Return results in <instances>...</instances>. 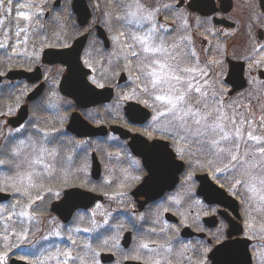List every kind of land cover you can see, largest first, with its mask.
Wrapping results in <instances>:
<instances>
[{
	"label": "flooded vegetation",
	"instance_id": "obj_1",
	"mask_svg": "<svg viewBox=\"0 0 264 264\" xmlns=\"http://www.w3.org/2000/svg\"><path fill=\"white\" fill-rule=\"evenodd\" d=\"M193 1L183 0V4H178L177 0H141V3L146 8L160 7L157 21L165 27H177L181 22L175 19V14L164 15L162 5L171 4L179 8L180 13L187 17L189 27L186 35L189 38V46L199 57L201 65L211 62L208 68L210 80L222 90L224 99L231 105V109L235 111L239 109L238 112L241 115L253 119L257 132L264 134V127H260L264 118V102L261 101L264 100V86L254 88L250 85L255 79L264 84V65L256 64V61L264 57L262 52L247 51L246 48L249 43L251 46L264 45V21L259 20V17L264 14V0H207L195 5L192 9ZM37 2L39 0H13V4L9 5L13 8L12 16L15 17L13 23L23 26L26 21L21 20L18 13H35L39 9L21 5ZM86 8L89 14L83 21L78 14ZM118 11L113 0H70V2L69 0H47L43 15L38 21V24L43 27L41 29L37 27L36 32H32V26H29L31 35L26 40H30L32 50L26 52V55L20 51V54L13 58L11 56L14 53L11 49L6 52L0 51V57L4 62L15 63L13 66L6 65L5 69L11 68V70L5 71L2 75L5 79L2 81L4 88L0 87V114H3L0 115V146L5 145L11 137H18L9 145L8 151L0 155V160L8 161L6 165L0 166V169H13L11 172L0 171V187H3L5 183L12 186L10 189L0 191V208L8 209L9 205H15V211L19 212L27 207L29 215L33 217L31 222L23 218L25 220L23 225L16 224L12 227L14 232H20L22 228H30L29 239L32 243L21 241L12 235H8L7 238L0 236V264H35V258L26 253L35 250L33 244H36V247H39V244H45L46 248L51 249V245L45 243L43 239L45 237L56 241L61 250L68 248L73 255L79 253L84 256L87 264H145L150 254L144 250H138L141 242H148L152 247L160 244L166 247L171 246L173 249L171 264H217L214 260L215 249L226 243L228 254L231 252V259L238 260L241 252L247 249L252 256V264H264V247H259L256 251H253L252 247L264 245V231H259L264 224V213L252 211L255 217L254 228L258 230L256 234H252L247 229L249 218L245 212L246 205L241 202L240 197L230 195L228 188L223 191L231 199L212 198V201H206L198 195L201 185L199 176H208L212 184L216 186L224 182L211 180V173L207 167L189 168L186 163H183L184 169L178 174L181 162L171 160V142L166 141L155 131V128L159 126H153L151 123L154 113L151 108L144 106L142 93L136 92V73L127 60L122 58L120 53L122 46L119 45L120 49H118L117 43L112 40V37L116 35L117 26L114 21L106 22V14L115 15ZM54 16H61V21H54ZM49 28L67 32L76 31L78 37L71 43L64 44L62 47L64 49L70 48L77 39L87 38L81 55L82 63L90 71L91 84L99 90H112L110 102L81 108L74 100L61 95L60 83L68 74V66L43 63V53L49 47L42 50L41 56L38 51L39 38L45 36ZM43 31L45 32L41 35ZM180 34L179 31L173 33L171 39L177 38ZM218 38L223 40V44H220L223 53L220 54L221 61L217 63H221L223 67L220 66L219 69L225 72L224 76L219 75V79L215 76L214 63L215 56L218 55L216 49L220 50L216 47ZM12 39L16 53L19 40L15 37ZM0 42H8L3 38L2 33H0ZM238 46L244 48L240 55L235 54ZM55 66L58 71L51 72ZM37 68L41 70V78L36 82H29L28 79L23 78L17 83V80L12 81L6 78L11 71L33 72ZM52 73L56 78L54 80L50 75ZM236 78L239 80L236 81ZM39 83H43V88L39 86ZM39 89L41 90L38 96L29 102L28 97ZM255 89H258L257 94L260 96L252 98L256 93ZM134 92H136L135 95ZM246 95L252 96L246 97ZM105 96L108 95L105 94ZM125 96L129 99H125ZM239 96L250 101L244 99V102H240L237 100ZM50 100H56V103L50 104ZM129 105H134L133 109L141 108L148 111L149 118L145 122H134L126 113ZM24 106H28L29 117L32 111L35 112L37 108L40 110L43 107L47 113L49 131H39L36 122L32 124L34 133L31 135H24V124L13 127L9 120L18 116ZM91 111L94 112L95 121L89 119L87 115ZM62 114L68 117V120L63 128H59L62 124V118L60 119ZM75 114L83 115L94 127H106L107 131L88 136V138L77 137L68 130L70 120L72 121ZM53 117H58V120ZM35 120L39 122L38 118ZM112 127L125 129L129 132V137L121 138L113 133ZM17 129L20 131L17 132ZM39 133L43 135L44 142L54 139L56 144L65 145L73 139V142L79 145L77 150H56L55 146L50 147L45 154L52 158L72 155L79 166H73L72 169L50 167L48 173L43 172V167H36L42 172L43 178L38 182L37 187L30 192H25L16 179L17 173H23L25 170L22 167V157L19 161H12L9 159L8 152L21 140L32 139V136L37 138ZM87 140L92 144L83 150ZM134 140L139 143L131 146ZM151 143H156L157 147H153V159L145 162L132 148H145ZM90 147H92L91 150H89ZM162 157H168L169 167L165 171L168 177L165 178L164 183L152 185L158 180V177H154L151 185L156 188L166 187L171 184L170 179L178 177L177 183L158 198L150 199L152 193L135 197L134 191L146 178L152 174H158ZM94 158L101 165L98 177L94 176ZM189 174L192 179L186 186L185 177ZM16 188H20V191L25 194H18ZM76 188L95 194H101L95 191H110L114 200L110 213L105 215L102 206L104 203L98 202L89 209H77L72 217L65 221L66 211L61 212L60 215L53 210V206L64 198L67 191ZM56 193H59V196ZM260 195H264V190L257 194L258 197ZM173 197H178L179 202ZM140 225H143V230L137 232L136 228ZM86 228L90 230L83 231ZM153 228L156 229L155 233L151 232ZM186 229L191 231V235L184 233ZM53 232H59L60 235L54 236ZM250 235L251 240L248 238ZM72 240L76 241L75 246L71 244ZM61 241L67 243H61ZM152 241L156 244H151ZM204 249L208 251L205 252ZM92 250L96 253L95 262L91 260ZM227 264H238V262Z\"/></svg>",
	"mask_w": 264,
	"mask_h": 264
},
{
	"label": "snow or ice",
	"instance_id": "obj_2",
	"mask_svg": "<svg viewBox=\"0 0 264 264\" xmlns=\"http://www.w3.org/2000/svg\"><path fill=\"white\" fill-rule=\"evenodd\" d=\"M113 3L119 10L118 13L106 14V22L114 21L117 26L116 35L112 37V40L122 46V58L127 60L136 73V92L142 93L144 106L151 108L154 113L151 123L153 126H159L155 128V131L166 141L171 142V160L186 163L189 168L207 167L211 173V180H223L224 182L216 187L210 186L211 191L215 193L228 188L230 195L240 197L241 202L246 205L245 212L249 218L247 229L250 233L256 234L258 230L254 228L255 217L252 211L264 213V195L257 196L264 190V134L257 132L253 119L233 111L231 105L226 103L222 90L210 80L208 68L211 62L200 64L199 57L189 46V38L186 35L189 27L187 17L180 13L176 5L163 4L162 8L164 15L175 14V19L181 23L177 27H165L157 21L160 7L146 8L141 0H113ZM177 3L183 4V0H177ZM12 4L13 0H0V33L8 41L0 42V50L6 52L11 49L15 53L13 37L20 43H26L30 25L32 32H36L37 27H43L38 24V21L43 15L47 0L21 5L39 9L35 13H18L19 18L27 22L23 26L13 23L15 19L12 16L13 8L9 7ZM189 7H191L190 3ZM259 20L264 21V14L259 17ZM177 31L181 34L171 39L172 34ZM22 35L25 39H21ZM257 52H264V45L257 49ZM256 64L264 65V59L256 61ZM136 92L133 94L135 95ZM124 98L129 99L127 96ZM260 127H264V118ZM19 131L20 129H17V132ZM17 139L18 137L13 136L5 145L0 146V155L5 154L9 145ZM48 143H55V140L50 139ZM149 147L157 146L149 145ZM27 148L29 144L21 140L8 154L12 161H19L22 156L27 161L28 167L23 173H17L16 179L25 192H30L43 178L42 172L37 170L36 165H43L44 173L49 172L50 165L43 159L47 152L46 148L41 147L37 152L36 145L33 143L31 159L25 154ZM49 155L53 154L49 153ZM7 163L6 160H0V166ZM0 171L11 172L13 169L3 168ZM191 179L190 174L185 177L186 186ZM11 187L5 183L3 187H0V191ZM48 191L51 193V189ZM16 192L25 194L20 191V188H16ZM56 195L59 196V193ZM38 198L42 199L39 196ZM173 199L179 202L178 197ZM23 218H27L28 222L33 220L27 207L19 212L15 211V205H9L8 209L0 208V236L7 238L8 235H12L21 241L32 243L29 239L30 228H22L20 232L12 231V227L16 224L25 223ZM89 230L86 228L83 231ZM142 230L143 225L136 228L137 232ZM155 231V228L151 229L152 233ZM259 231H264V224ZM52 235L59 236L60 233L53 232ZM248 238L251 240L252 236ZM43 239L45 243L51 245V249L46 248L45 244H39V247L33 244L35 250L26 253L35 258V264H52V262L87 264L86 258L79 253L73 255L68 248L61 250L56 241L48 240L47 237ZM61 243L67 242L61 241ZM71 244L75 246L76 241L72 240ZM151 244L156 242L152 241ZM252 247L253 251H256L264 245ZM138 250H144L150 254L145 264H171L173 251L171 246L166 247L160 244L152 247L148 242H141ZM95 256L96 253L92 250L93 262H95ZM251 259L250 257V264Z\"/></svg>",
	"mask_w": 264,
	"mask_h": 264
},
{
	"label": "water",
	"instance_id": "obj_3",
	"mask_svg": "<svg viewBox=\"0 0 264 264\" xmlns=\"http://www.w3.org/2000/svg\"><path fill=\"white\" fill-rule=\"evenodd\" d=\"M207 0H194L192 3V9H194L195 5H198L201 2H206ZM88 10L86 8L83 9L81 13H79L80 19L85 21L88 18ZM86 37L78 39L73 47L71 49L66 50H47L44 53L43 62L47 64H62L67 65L69 70L68 74L64 76L61 84V92L67 96L75 100V102L81 107V108H88L91 106H96L101 103H106L111 100L112 97V91L110 89L105 90H98L95 87H93L87 80V76L89 72L85 70L81 64V53L84 49V46L86 44ZM41 71L37 69L34 73H25V72H16L10 74V79H16V78H26L30 82H36L41 78ZM236 81L239 80V78L235 79ZM242 80V79H241ZM243 87V86H241ZM40 90H37L34 94H32L29 99L34 100L38 94L40 93ZM107 94L108 96H105ZM134 105H129L126 108L127 115L134 120V122H145L149 118V112L145 111L143 109H133ZM143 113V115H142ZM27 119V109L24 107L22 111L20 112L18 118L10 120L12 126L18 127L21 125L25 120ZM74 129V131H73ZM69 130L76 133L79 137H87V136H93L98 135L106 132L105 127L101 128H95L88 124L86 121H84L78 114H75L73 116L72 121L69 126ZM112 131L116 134H118L121 138L127 139L129 137V132L125 131L122 128L113 127ZM140 139V136H136ZM144 140V139H143ZM134 143L131 144V146L138 144L139 142L134 140ZM156 143H151L150 145H155ZM162 144V143H160ZM133 151L139 155L145 162L147 160L153 159L152 151L154 150L153 147H145V148H132ZM150 152V153H148ZM161 164L160 169L158 170V174H152L150 177H147L146 180L143 182V184L134 191L133 195L135 197L144 196L145 193H152V196L150 199H155L160 196H162L165 191L171 190L174 185L177 183L178 177L176 179H170V185L166 187L160 186L159 188H156L152 185L159 183H164L165 178L168 177V173L165 171L169 167L168 157H162L160 158ZM184 169V164L179 163V173H181ZM93 170H94V176L98 177L100 172V165L96 158L93 160ZM154 177H158V180L155 181L152 185L151 182L153 181ZM198 180L200 182V188L198 190V195L200 197H203L206 201H212L214 199L218 200H224V199H231L223 190H220L218 192H212L211 187H216V185L212 184V181L208 178V176L203 175L199 176ZM211 186V187H210ZM221 192L223 194H221ZM71 193V195H68ZM101 196H96L90 192H86L83 190H70L65 194V197L63 200L53 206V210L61 215V212H65L67 214V218H64L65 221H68L74 211L77 209H89L92 205H94L97 201H101ZM145 205V203H143ZM143 207V206H142ZM191 231L189 229H186L184 233H190ZM188 236V235H187ZM219 249V251H218ZM214 260L217 264H227V263H233L238 262V264H250V253L247 249L242 253L238 260L231 259V252L228 254V245L227 243L224 245H221L215 249L214 252ZM252 264V260H251Z\"/></svg>",
	"mask_w": 264,
	"mask_h": 264
},
{
	"label": "rangeland",
	"instance_id": "obj_4",
	"mask_svg": "<svg viewBox=\"0 0 264 264\" xmlns=\"http://www.w3.org/2000/svg\"><path fill=\"white\" fill-rule=\"evenodd\" d=\"M61 16H54L53 17V20L54 21H56V22H60L61 20ZM27 23V22H26ZM64 33H62L61 34V36L63 37V38H65V39H63V38H61V40H60V42H62V43H64V44H66L67 42H72L75 38H77L78 37V35H75V33L72 35V34H69V33H66L67 31L66 30H62ZM73 32V31H72ZM116 33V32H115ZM31 35V31L29 30V36ZM28 36V37H29ZM21 39H23V37L21 38ZM26 39H29V38H26ZM58 39H60V38H58L57 37V40ZM219 40H217V43H216V47H219L220 48V50H217L216 49V52H218V55H216L215 57V60H214V63H215V65H216V71L219 73V74H217V72L215 71V76L219 79L220 77H219V75L220 76H224V74H225V72H222V70L221 69H219V67L221 66V63L219 62V63H217L218 61H221V57H220V54H222L223 53V51H221L222 50V47H220V44H223V40H221V38H218ZM18 43H20V41L18 42ZM69 43V44H70ZM246 43H249V42H246ZM44 44L46 45V43L44 42ZM119 45L120 44H118L117 43V48L118 49H120L119 48ZM19 46H23V50L21 49L20 50V47ZM19 46H18V49H19V51L17 52L16 51V53H14L12 56H11V58H13V57H15V56H17V55H19L20 54V51H23L22 53L24 54V55H26L27 53L26 52H30L31 50H32V48H31V42H30V40H26V43H22L21 45L19 44ZM95 48H97V46H95ZM247 51H252V52H257V49H259L260 48V46H257V45H250V43L249 44H247ZM244 51V48L243 47H240V46H238L236 49H235V54L236 55H240L242 52ZM121 53V52H120ZM248 53V52H247ZM262 54H263V57H264V52H262ZM30 55V54H29ZM257 60V59H256ZM255 60V61H256ZM5 64V63H4ZM214 65V66H215ZM256 65V64H255ZM221 67H223V66H221ZM11 70V68H9V69H7L6 71H10ZM55 71H58V69L56 68V66L54 67V68H52V70H51V72H55ZM224 71H225V68H224ZM5 72V71H4ZM4 72H2L3 74H1V69H0V76H2V75H4L5 73ZM60 74H61V72H60ZM50 75H52L51 76V78L54 80V79H56L55 78V76H54V74L52 73V74H50ZM3 79H5V78H3V76H2V79L0 80V87H2V88H4V84H3ZM17 83H18V80L16 81ZM56 82H57V80H56ZM40 85H41V87L43 88V84L42 83H39ZM5 85H6V83H5ZM39 85V86H40ZM251 86H253L254 88H258V87H262V86H264V84H261L260 82H259V80H257V79H255V80H253L252 82H251V84H250ZM254 91H256V93H255V95H253V97L252 98H256V97H259L260 95H258L257 94V92H258V89H255ZM252 95H246V97H251ZM244 99H245V101H246V99L247 98H244V97H242V96H239L238 98H237V100L238 101H240V102H244ZM46 101V100H45ZM247 101H250L249 99H247ZM252 101H254V100H252ZM262 102H264V100H261ZM255 102V101H254ZM46 104H48L47 102H45ZM55 104L56 103V100H50V104ZM115 103V102H114ZM117 108L118 109H120V106L119 105H117ZM264 110V109H263ZM233 111H235V110H233ZM238 111H240L239 109H236V112H238ZM239 113V112H238ZM90 116L92 115V116H94V112H92L91 111V113L89 114ZM95 117V116H94ZM62 118V124L59 126V128H63L65 125H66V123H67V120H68V117H66V116H64L63 114H62V117H60V119ZM43 123L42 125L40 124L39 126H38V128H40V130H44V131H49L48 130V123H44V122H47V121H42V120H40V122H37L35 119H34V116H33V114L29 117V119H28V121H27V123H26V128H25V131L27 130L28 132H31V133H34V129H33V127H32V124L33 123ZM56 132H58V130H56ZM52 144V143H51ZM50 143H49V145H51ZM86 144H88L89 146H90V144H91V142H89L88 140L86 141ZM47 145V144H46ZM48 145V146H49ZM42 146H39V148H38V150L41 148ZM42 148H44V147H42ZM84 148L85 149H87L86 148V146L84 145ZM29 151H31V148H27V149H25V153L26 152H29ZM72 159V157L70 156V157H67L66 158V161L65 162H67V161H69V160H71ZM44 161H45V163H46V159H44ZM49 161H52V160H49ZM26 167H24V168H27L28 166L25 164V163H23ZM28 164V163H27ZM47 164V163H46ZM36 166H43V165H36ZM73 166H79V164H78V161L77 160H75V159H73V160H71L66 166H64V167H69L70 169H72V167ZM95 192H98V193H101L103 196H104V201H106V203H104L102 206H103V209H104V211H103V213H105V215H107V214H109L110 213V209L113 207V205H114V200H113V196H112V193H109V191H104V190H102V191H95ZM102 213V212H101Z\"/></svg>",
	"mask_w": 264,
	"mask_h": 264
},
{
	"label": "trees",
	"instance_id": "obj_5",
	"mask_svg": "<svg viewBox=\"0 0 264 264\" xmlns=\"http://www.w3.org/2000/svg\"><path fill=\"white\" fill-rule=\"evenodd\" d=\"M40 23H42V21H40ZM39 29H41V27ZM39 32H41V30H39ZM44 32L45 31H43L41 35H43ZM62 33H64V32L62 30H59V29H54V28L53 29L49 28V30L47 29V32H45V36H43L44 38L40 37L39 41H38L39 55H40L41 51L43 49L47 48V47H53V48H61V47H63L64 43L60 42L61 38H63L61 36ZM66 33H69V34H72V35L75 33V35H76V31H73V32L71 31V32H66ZM57 37L60 38V39L57 40ZM63 39H65V38H63ZM44 42L46 43V45L44 44ZM7 63L13 64V62H9V61ZM22 65L25 66L24 63H22ZM0 69H3V63L1 61H0ZM34 110H35V108H34ZM32 114L34 116V119H37L38 117H39V119H41L47 113L43 110V107H42L40 110H38V108H37V110H35V112L32 111L31 115ZM88 117H89V119H94L93 121L96 120L95 117L92 116V115L88 116ZM91 148L92 147H90L89 150H91ZM89 150H87V151H89ZM31 152H32V150H31ZM61 160L64 162V158H62ZM23 163H25L28 166L27 161H25L24 158H23ZM23 163H22V166L26 167ZM59 166H63V164H60Z\"/></svg>",
	"mask_w": 264,
	"mask_h": 264
}]
</instances>
